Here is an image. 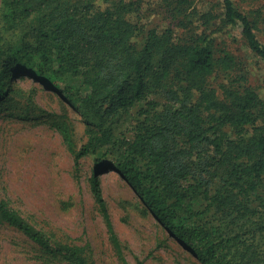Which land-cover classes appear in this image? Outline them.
<instances>
[{
	"label": "trees",
	"instance_id": "obj_1",
	"mask_svg": "<svg viewBox=\"0 0 264 264\" xmlns=\"http://www.w3.org/2000/svg\"><path fill=\"white\" fill-rule=\"evenodd\" d=\"M190 2L178 1L185 11ZM154 3L2 0L0 100L9 93L15 69H27L99 124L149 95L161 94L163 100H149L136 140L113 162L103 160L93 137L82 147L79 155H95V195L112 229L97 177L111 167L139 190L164 227L203 264H235L206 226L174 221L184 197L194 198L202 187L206 195L214 190L221 207L249 209L252 191L264 176V100L251 86L237 83L241 74L229 72L228 82L212 84L213 76L230 70L235 62L229 54L221 62L215 56L214 38L205 32L181 44L171 31L152 29L139 49L132 40L144 31L142 13ZM222 7V23L240 24L250 49L264 58V44L251 18L234 0H222ZM182 180H188L185 194L177 191ZM0 214L44 249L74 264H87L70 246L56 249L48 235L4 201ZM115 243L119 247L117 239Z\"/></svg>",
	"mask_w": 264,
	"mask_h": 264
},
{
	"label": "rangeland",
	"instance_id": "obj_2",
	"mask_svg": "<svg viewBox=\"0 0 264 264\" xmlns=\"http://www.w3.org/2000/svg\"><path fill=\"white\" fill-rule=\"evenodd\" d=\"M178 1L156 0L146 7L144 31L132 42L141 49L152 29L171 31L181 44L205 32L214 38L215 56L222 62L229 54L235 62L230 70L213 76L212 84L228 82L229 72L241 74L237 83L251 86L264 100V58L250 49L240 24L222 23V0H191L186 11ZM234 1L254 22L264 44V0ZM1 11L2 0L0 28ZM14 71L9 93L0 100V201L48 235L56 249L70 246L87 264H203L164 227L139 190L107 167L97 177L112 231L93 189L95 155H79L93 137L99 155L113 162L136 140L149 100H163L162 95H149L99 124L27 69ZM158 182L164 185L162 177ZM187 183L182 180L177 191L185 194ZM198 190L194 198L184 197L174 222L206 226L235 264H264V176L252 191L248 210L235 204L221 207L214 190L208 195L205 187ZM0 264L74 263L44 249L0 214Z\"/></svg>",
	"mask_w": 264,
	"mask_h": 264
}]
</instances>
